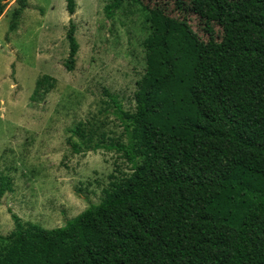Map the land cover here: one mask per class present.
I'll list each match as a JSON object with an SVG mask.
<instances>
[{"label":"trees","instance_id":"trees-1","mask_svg":"<svg viewBox=\"0 0 264 264\" xmlns=\"http://www.w3.org/2000/svg\"><path fill=\"white\" fill-rule=\"evenodd\" d=\"M65 1L72 14L74 0ZM140 1L110 0L105 10ZM207 1L233 36L242 60L237 76L248 85L223 100L216 121L244 147L248 162L195 139L203 118L198 87L173 49L172 20L152 9L148 67L137 81L133 111L104 90L124 137L106 136L96 120L70 129L75 151H113L131 172L62 226L16 219L0 235V264H264V0ZM16 4L11 31L27 0ZM4 6L0 0V15ZM66 39L70 69L78 47L71 22ZM7 188L0 176V194Z\"/></svg>","mask_w":264,"mask_h":264},{"label":"rangeland","instance_id":"rangeland-1","mask_svg":"<svg viewBox=\"0 0 264 264\" xmlns=\"http://www.w3.org/2000/svg\"><path fill=\"white\" fill-rule=\"evenodd\" d=\"M1 1L0 176L9 188L0 194V235H8L16 219L62 226L131 172L113 151H75L72 143L78 140L70 129L96 120L106 136L124 137L104 90L123 111H133L137 81L148 67L152 9L172 20L173 49L198 87L203 118L196 120L195 139L248 162L244 147L216 121L223 100L242 95L248 85L237 76L242 60L233 36L218 25L207 0L123 2L109 12L110 0H74L72 14L65 0H27L12 31L16 0ZM70 22L78 47L68 69Z\"/></svg>","mask_w":264,"mask_h":264}]
</instances>
